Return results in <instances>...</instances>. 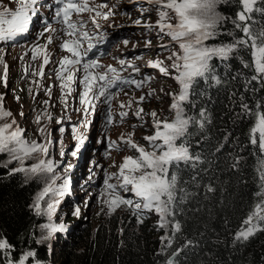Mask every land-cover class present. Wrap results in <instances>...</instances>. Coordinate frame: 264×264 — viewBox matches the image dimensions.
<instances>
[{
	"label": "snow or ice",
	"instance_id": "snow-or-ice-1",
	"mask_svg": "<svg viewBox=\"0 0 264 264\" xmlns=\"http://www.w3.org/2000/svg\"><path fill=\"white\" fill-rule=\"evenodd\" d=\"M20 7L15 11L9 12L5 8L0 12V40L11 39L17 34H22L29 29V24L32 18L38 16L37 5L40 0H18ZM149 3H155L158 6V20L156 27L160 33L170 37L171 41L178 44L179 51L171 52L166 58L170 60V68L174 70L175 75L172 78L176 81L179 91L178 93H169L172 97V103L169 110L174 113L171 120H160L157 118V113L153 111L150 115L154 118L155 133L152 136H146L144 139L148 141L149 148L147 150L144 146L137 144L131 139V134L125 138L123 134L119 137L121 143L127 144L130 148L134 149L138 156L124 157L123 162L120 164L118 172L109 175L105 179L107 199L104 203L110 211H114L121 206H127L134 210L137 214L139 222H143L139 213L142 211H155L159 217V228H170L166 236L161 237V243L165 246L161 252L165 251L172 243L170 236L178 233L181 230V224L176 220V216L182 211L181 206L186 204L195 193L189 190L190 185L193 188L200 186V172L207 171V169H198L199 165L206 162V158L202 152L192 151L190 142H184L185 138L190 134V126H196L200 130L211 123V116L209 110L201 107L198 114H189V109L196 108L194 100L195 96L203 95L202 92H197L196 89L201 79L208 82L209 85L213 83L220 85L223 78L216 72V66L212 63L213 60L218 59L227 66V63L235 58L241 50H248L251 62H244L243 66L252 71L251 80L259 81L264 85V23L258 22L255 18L256 13L264 17V0H237L239 10L235 17H225L216 11L218 3L223 0H148ZM59 5L55 12V17L58 22L62 23L65 28L63 29L64 36L60 45L61 50L70 54L65 56L60 61V69L56 73L57 78L61 80V87L67 89V94L72 91L71 84L75 82V73L72 69L76 65H80L84 56L91 52L95 47L94 44L88 43L84 52H81L83 42L93 39L88 31L84 30L85 22L81 19L73 20L72 16L75 14L80 17L82 13H90L89 20L93 25H97V18L102 17L108 19L113 15L112 8L109 7L107 0L96 4L94 0H56ZM107 8L108 11L104 12L103 9ZM175 13V17L169 14V11ZM10 16V18H7ZM175 18L176 23H171ZM227 19H231L234 28L237 29L241 35L235 36L232 33H224L218 31V26L222 25ZM140 24V20L135 21ZM45 32L55 31L50 26L45 27ZM221 34H227L231 39L227 42L209 45L206 43L209 40L216 39ZM53 37H49L51 43ZM100 40L103 41L104 37L101 36ZM123 43L127 45L128 41L124 40ZM150 43V41L148 42ZM162 48H167V45H161ZM40 54H43L42 63L39 65L38 70H32L33 76L43 78L44 68L49 64V54L46 47L36 45L32 49V59L36 60ZM119 64L124 66L126 61L121 59ZM133 68V71L139 73L140 69L131 64L128 65ZM150 67L158 68L162 75H170V69L164 66L163 60H156L149 63ZM86 75L82 83L85 84V91L81 93V104L85 105L84 111L88 112L91 107L89 104V93L96 89V94L92 99L99 100L104 97L105 103H108L113 98L110 89L114 87L117 82L131 83L140 87L145 80L150 79L145 77L144 80L136 81H121L119 75L112 78L108 77V73H116V69L111 65L106 66L105 71H95L102 66L98 60L90 59L82 64ZM7 71L8 65H4V76L0 79L3 80L7 86ZM27 69L25 72L27 73ZM236 77H233L235 79ZM39 86V81H36ZM50 95V91L48 93ZM3 97L0 96V100ZM145 97L141 96L137 104L142 102ZM66 100V95H65ZM45 104L48 101L44 102ZM132 102L127 105L121 104L120 107L131 108ZM241 109L246 111L249 115L255 116V122L250 129V140L252 145L258 146L259 152L257 154L256 172L259 180L258 191L255 195L258 197L257 202L253 206L248 216L243 220L241 228L234 233V241H247L250 237L258 231H264V103H257L256 111L253 112L252 108L243 101L241 102ZM143 108L137 107L133 113L137 118H142ZM22 115V113H21ZM44 113L37 116V123L39 124L44 118ZM121 119L128 115V112L122 111L119 113ZM12 113L9 110H4L0 104V119L11 117ZM48 115V119H51ZM111 122V117H109ZM61 123V121H57ZM87 127L85 123L83 125ZM39 132L46 134V139L43 143L38 141H29L25 139L26 130L20 128L13 120L11 123L5 122L0 124V153H6L9 157L7 164L17 162L20 167L10 169L8 175L23 172L26 175H38L41 173H49L50 182L46 183L43 189L37 194L34 202L29 207L35 212L36 215H47L49 223L42 224L40 227L47 231V236L42 239H47L53 234L64 231V225L51 223L53 213L56 211V206L60 203L59 199L48 202V197H63L69 189V180L64 178L62 183L57 185L56 181L60 179L56 175L57 165L52 160L41 159L38 163L25 167L24 162L33 154L42 153L45 157L48 154L49 146L54 143L50 138L51 133H48L45 128L38 129ZM61 132L64 130L61 128ZM74 131H76L74 129ZM77 145L75 150L71 152L73 157L78 156L82 146L85 143L83 134L75 137ZM203 139V131H202ZM197 140L196 144L199 146L202 142ZM117 145L116 141H111L110 147ZM220 151L219 148L216 149ZM66 153L61 151V157ZM6 166V165H4ZM71 165L65 171L71 170ZM235 167V164L233 165ZM190 168L192 175L188 180H185L180 173L185 169ZM115 176L118 183H109ZM207 192H213L215 189L209 184L204 186ZM117 188L130 191L137 198L136 200L125 198L117 193ZM46 203V208L43 204ZM73 214L77 217L80 214L79 208L74 209ZM38 240L37 243H40ZM192 241L188 240L182 248L176 249L171 253L167 259L166 264H176L174 257L178 256L184 247H188ZM13 246L7 241V238L0 235V251L7 253ZM37 254L34 250L22 252L15 260L6 259V264H43V262L36 258Z\"/></svg>",
	"mask_w": 264,
	"mask_h": 264
},
{
	"label": "trees",
	"instance_id": "trees-1",
	"mask_svg": "<svg viewBox=\"0 0 264 264\" xmlns=\"http://www.w3.org/2000/svg\"><path fill=\"white\" fill-rule=\"evenodd\" d=\"M216 10L222 16L235 17L239 6L237 0H223ZM254 15L257 26L264 23V17ZM219 31L241 35L231 19L222 22ZM38 37L36 31L30 33L28 45L32 48L40 45ZM230 39L229 35L221 34L210 43ZM51 53L55 51L50 50ZM36 61L40 64V56ZM242 61L251 62L248 50L242 49L227 66L218 59L213 60L222 83L209 85L201 79L196 89L203 95L194 97L196 108L189 109V114L196 115L205 107L211 123L203 130L190 126L184 142L191 143L192 151L202 152L206 162L198 169L207 171L200 172L199 187L186 185L195 195L181 206L182 211L176 216L181 230L170 236L172 243L165 251L161 252L165 247L161 237L171 229L159 228L147 217L139 214L143 221L139 222L137 214L122 212L93 226L82 216H74L69 207L55 213L58 221L69 224L78 219L77 222L56 233L51 243L45 241L40 227L45 218L29 207L41 184L23 172L8 175L15 164H7L8 155L0 153V235L13 246L7 253L0 251V264H6L5 257L15 260L29 249L36 252V258L43 264H166L171 253L188 240L192 244L174 257L176 264H264V231L256 232L247 241H234V233L257 202L255 193L259 185L256 172L259 149L249 142L255 116L242 110L240 105L243 101L255 112L257 103H264V85L259 81L249 83L253 73ZM76 99H79L78 93ZM201 139L197 146L196 141ZM192 174L190 168L180 173L185 180ZM209 184L215 191H206L204 186ZM38 240L41 242L37 243Z\"/></svg>",
	"mask_w": 264,
	"mask_h": 264
},
{
	"label": "rangeland",
	"instance_id": "rangeland-1",
	"mask_svg": "<svg viewBox=\"0 0 264 264\" xmlns=\"http://www.w3.org/2000/svg\"><path fill=\"white\" fill-rule=\"evenodd\" d=\"M94 2L98 4L103 2V0H94ZM107 3L109 7L115 5L112 8L114 14L108 19L98 17V27L97 25H93L89 20L90 13H82L80 17L74 14L78 19L90 23L93 29L88 28L85 30L90 33L93 39L83 42V51L86 49L88 43L94 45L100 43L103 45L104 42L100 40V37H105L110 32L112 36L105 44L103 52H107L111 46L114 44L118 45L117 43H119L122 51L129 50L130 54L128 56L136 57L134 61L143 70V72L139 73L136 81L144 80L145 77L150 78L145 80L140 87L130 83L133 95L129 96L127 94L126 101L127 103L132 102L131 111L126 120H118L111 134L121 147L118 151L109 152L108 155L105 153L97 154L92 138V134L95 135V125H90L89 118L83 115L84 113L73 95L64 103L67 89L61 87V82H54V78L52 77L53 71L51 72L52 75H50L48 69L44 68L43 78L31 74L32 70H38L40 65L38 61L32 59L33 48L28 44L26 45L25 41H22V47L20 48L19 44L14 42V37L0 40V78L4 76V65H8L7 86L0 79V96L3 97L0 100V104H2L4 110H9L12 113L11 117L0 119V124L5 122L11 123L14 120L17 126L26 130L25 139L29 141L41 143L45 141L46 134L39 132L38 129L40 128H45L48 133L52 134L50 138L54 143L49 146L47 156L45 157L42 153L33 154L25 160L24 166L30 167L41 159L52 160L57 165L56 175L60 177L56 181L57 185L62 183L64 178L69 180L68 192L63 197L52 196L46 198L48 202L55 199L60 200V203L56 206V211L52 215L51 223L62 224L65 229H68L78 219L71 221L70 225L63 224L62 220L58 221L55 213L64 211L68 207L72 209V213L74 209L79 208V215L84 220L86 219L89 224H93V226H96L100 221L114 214L119 215L122 212L128 215L136 214L133 209L127 206H121L114 211H110L104 203V200L107 199L105 179L109 175L118 172L124 157H136L139 155L127 144L121 143L119 137L123 134L125 138H128L129 134H131L132 140L144 146L147 150H151L148 141L144 139L146 136H152L156 131L154 128V118L150 113L155 111L158 119L164 120L167 118L171 120L174 113L169 110V106L172 103V97L169 93H178L179 91L176 81L172 78L175 75L174 70L170 68L172 62L166 59L171 52L179 51V47L177 43L171 41L169 36L160 33L156 27L158 6L155 3H149L148 0H107ZM5 8L9 12L15 11L14 3L0 0V12ZM103 11L107 12L108 9L105 8ZM168 11L172 17H175L174 12ZM7 18H10V16ZM136 20H140V24H136ZM176 22L175 18L171 20L173 24ZM59 30L61 33L63 32L61 28ZM17 35L21 36L22 34ZM124 40L128 41L127 45L123 43ZM149 41L150 43H148ZM211 41L209 40L206 43L213 45L210 43ZM161 45H167L168 47L162 48ZM43 47L46 46L43 45ZM49 49L51 48L46 47V50ZM23 50L25 51L23 52ZM98 50L101 52L100 46H98ZM112 54L121 53L117 49H114ZM65 56L69 55L63 52L60 58L62 59ZM89 59L99 61L101 57L97 54H90ZM156 60L164 61V66L170 69V75H162L158 68L149 66L150 62ZM25 69L28 70L27 73ZM58 71H61L60 64L54 74L56 75ZM125 74L135 75L130 68L126 70ZM108 77L112 78L113 76ZM36 81H39V86H37ZM71 85L73 88L75 83L73 82ZM142 87H144V90ZM49 91L50 95L48 94ZM141 96L145 97V99L137 104L135 101H138V98ZM45 101H48V103L45 104ZM137 107L144 110L141 114L142 118H137L133 115ZM116 110L118 111V118H120L119 113L123 109L117 108ZM42 113L45 114L44 118L38 124L36 118ZM49 114L52 117L51 119H48ZM57 121H61V123L58 124ZM85 123L87 127L83 126ZM61 128L64 130L63 132L60 131ZM80 134H83L85 143L80 146L81 150L78 156L73 157L71 152L75 150V146L77 145L75 137ZM61 151L66 153L64 157H61ZM13 163L15 164L14 168L20 167L19 163ZM68 165L72 167L70 171L66 172L65 169ZM27 176L31 180L34 179L41 184V191L46 183L50 182L51 174L41 173L35 176ZM109 183L117 184L118 181L113 176L109 180ZM117 193L125 198L137 199L133 193L132 195L126 194L131 192L124 189L117 188ZM43 207L46 208V203L43 204ZM139 214L158 225L159 217L155 211H142ZM42 216L45 218L43 224L49 223L47 215ZM66 217L68 219L69 215ZM41 232L43 237L47 236L46 230L41 229ZM55 236L56 234H53L44 240L51 243L52 240H55Z\"/></svg>",
	"mask_w": 264,
	"mask_h": 264
},
{
	"label": "clouds",
	"instance_id": "clouds-1",
	"mask_svg": "<svg viewBox=\"0 0 264 264\" xmlns=\"http://www.w3.org/2000/svg\"><path fill=\"white\" fill-rule=\"evenodd\" d=\"M128 54H130V52H129V50H127L126 51ZM130 57V56H129ZM131 58H133V57H131ZM134 58H136V57H134ZM93 138V141H94V147H95V150H96V152H97V154H99V152H100V150H98L97 148L99 147L98 145H97V143H96V138L95 137H92ZM120 149V148H119ZM118 149V150H119ZM126 194H130V195H132V193H126Z\"/></svg>",
	"mask_w": 264,
	"mask_h": 264
}]
</instances>
